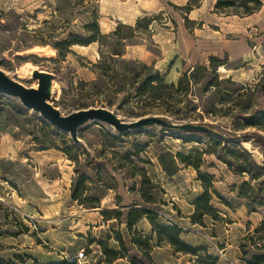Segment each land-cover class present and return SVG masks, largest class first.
I'll list each match as a JSON object with an SVG mask.
<instances>
[{
    "label": "rangeland",
    "instance_id": "rangeland-1",
    "mask_svg": "<svg viewBox=\"0 0 264 264\" xmlns=\"http://www.w3.org/2000/svg\"><path fill=\"white\" fill-rule=\"evenodd\" d=\"M188 2L0 0V70L27 88L38 87L34 70L50 73L49 103L62 115L106 108L122 121L132 122L143 112L124 105L121 95L100 92L92 85L103 68H94L99 61L113 69L122 67L121 60L110 57L121 47L107 37L122 23L135 32L131 37L130 30L122 31L130 37L124 59L155 65L168 83H177L186 72L194 74L195 85L178 105L183 120L157 108L145 117H168L170 123L208 129L202 132L208 144L204 146L185 143L160 126L133 130L116 144L119 155L135 144L147 148L139 156L142 162L132 158L134 164L123 168L120 157L111 155L117 150L103 147L110 139L108 132L115 129L89 122L78 132V144L86 148V155H78L82 166L77 174L75 162L64 153L55 148L42 151L33 141L46 136L48 143L60 146L70 135L18 98L0 95V264H193L197 256L178 253L166 242L133 245L154 235L147 216L128 230L127 219L137 217L143 208L159 225H178L183 241L204 249L198 256L206 253L219 264H256V258L264 256V182L250 181L224 161L205 156L199 171L214 175L218 195L210 190L213 217L205 216L204 225L193 224L194 202L204 193L203 184L198 171L177 160L178 153L194 147H210L230 160L229 153L236 151L233 142L239 141L258 164L264 163V132L243 118L264 111V22H260L264 12L260 9L249 16L233 15V9L217 12L216 0H201L187 13ZM94 17L106 35L103 45H75L65 60L59 59L53 46L70 35L91 34ZM211 57L225 65L215 70ZM213 134L225 139L221 146L211 142ZM87 161L91 164L85 166ZM140 168L158 187L142 186ZM82 173L95 183L87 184L89 200L74 201L73 187ZM98 173L104 185L97 182ZM244 183L249 186L242 197ZM143 189L151 192L153 202L141 198Z\"/></svg>",
    "mask_w": 264,
    "mask_h": 264
},
{
    "label": "trees",
    "instance_id": "trees-1",
    "mask_svg": "<svg viewBox=\"0 0 264 264\" xmlns=\"http://www.w3.org/2000/svg\"><path fill=\"white\" fill-rule=\"evenodd\" d=\"M241 2L239 6H236V2ZM201 0H189L185 10L187 13H191L195 8H197L200 4ZM262 0H216L215 10L221 11L223 9H233V15H242V16H249L257 12L262 7ZM241 10V11H240ZM139 22H137V25ZM91 30V34L89 33L86 37H78L70 35V37L66 40H63L53 46V49L57 52L58 58L61 60H65L68 54L71 53V47L75 45H82V46H90L94 43H100L103 45L102 40L106 38V35H103L101 32L100 24L97 17L92 19V23L89 25ZM130 30L132 32L131 37H133L134 28L124 25L122 23L118 24L116 30L112 32L107 37H112L116 39L117 45L121 47L120 50H114L111 53V58L113 60H121L122 67L120 69H113V66L110 64H103L102 61H99L97 65H94L95 69H98V66H103L100 68L98 75L97 83H93L92 85L97 88L98 91L107 93L109 95H121L123 97V104L129 105L132 107H138L142 109V113L137 117H145L150 115L148 113L151 109L157 108L160 111H164L163 114L166 116H176L178 120L181 116V109L178 107L180 103L183 102L184 97H186L191 90V85H195L194 81V74L193 71H189L184 73L178 80L177 83H168L166 81L165 75H163L160 70L156 69L155 65H149L146 62L140 61L138 59H124L126 55L125 47L128 45V41L130 37L122 35L123 30ZM43 46H47V44H43ZM116 57V58H115ZM210 66L215 70L217 67H221L225 65L218 59L211 57L210 59ZM116 62V61H115ZM201 69H208V67H204ZM81 87L86 88L89 86L88 83H80ZM210 86L211 83H210ZM82 88V91L84 90ZM244 120L249 125L255 126L257 128L262 129L264 132V111L254 113L249 117H244ZM167 122H170L168 117H164ZM104 128H112L107 124L102 123ZM150 127L143 128L141 130H146ZM60 131L59 129H57ZM106 129H103V133H105ZM112 130V131H111ZM165 131H169L174 135H178L179 139L183 140L185 143L191 144H198L199 146L206 145L205 137L202 132H183L178 129H163ZM134 133V131H128L124 133H120L116 130L110 129L108 132L110 139L109 141L103 142L104 149H118L117 143H122L125 137H129ZM67 136V135H66ZM209 136V135H208ZM215 145L221 146L224 143V138L221 136H216L215 134L212 137H209ZM33 141L40 145V150H48L51 148H55L66 155L71 161L75 162L76 164V173L79 174L81 161L80 153L86 155V148L80 144H76L72 141V139L67 136L66 139L64 138L61 142L62 145H53L48 143L46 136L36 137ZM112 141V142H111ZM208 145V144H207ZM234 152H230L229 155L231 157L230 160L226 159L224 155L216 152L210 151L209 149H200L197 147L192 148L188 153H178L177 160L187 166L192 167L196 171L199 172V180L203 184L204 193L199 196L195 202L194 207L195 211L194 214L191 216V221L193 224L204 225V217L211 216L213 217V212L215 211L214 207L211 204L212 197L210 195V190H213L215 194L217 192L213 188V179L214 175L210 174H201L200 168L205 163V156L213 155L218 160L224 161V163L234 171L235 174L240 176H248L250 181H263L264 182V163L258 164L251 154L244 149L240 142H233ZM146 145L135 144L133 149L126 151L125 155L120 156L119 150H113L111 155L115 157H120L121 161L124 164H134V159L137 158L139 162H142L140 159V154L146 150ZM224 151V149H222ZM235 152H237L240 156H236ZM233 154V155H231ZM91 164L87 161L84 165L88 166ZM122 164V165H123ZM140 172L141 177V184L142 186L152 185L151 180L147 176V171L144 168H140L138 170ZM137 174H135L136 176ZM97 182L99 184H105L104 181L101 179V174H97ZM93 183L94 180L82 173L79 175L76 185L73 187L72 191V199L74 201H87L90 198L87 197L88 194V183ZM95 183V182H94ZM154 188L158 187L157 185L153 184ZM107 189H112L109 185ZM249 186V183H244L240 190L241 196L245 197L244 190ZM141 198L145 202H153V198L150 193L144 192V189L140 193ZM218 195V194H217ZM144 216L149 218V221L154 226V234H157V243L160 244L162 242H166L171 245L176 252L183 253V254H190L192 256H197L196 261L193 264H219L218 260L208 254L205 253L203 256H198V254L204 251L203 248L193 247L188 245L185 241L181 239V235L183 230L178 225H159L155 222V219L151 217V211L149 209H141L138 211V216L135 218H128L126 221L127 227L129 231H132L133 226L141 220ZM132 242L133 245L138 246H150L151 238H143L142 241ZM264 263V256L256 258V264H263ZM59 264H69L68 262H63Z\"/></svg>",
    "mask_w": 264,
    "mask_h": 264
},
{
    "label": "water",
    "instance_id": "water-1",
    "mask_svg": "<svg viewBox=\"0 0 264 264\" xmlns=\"http://www.w3.org/2000/svg\"><path fill=\"white\" fill-rule=\"evenodd\" d=\"M33 78L38 81V87L27 88L20 82L11 79L0 70V95H7L18 98L28 109H32L50 124L60 131L70 135L76 144L80 142L78 132L81 127L89 122H100L107 124L120 133L138 130L150 126H160L166 129H179L185 132L201 131L207 132L208 129L194 124L177 125L167 122L160 117H143L132 122L122 121L115 113L106 108H88L79 110L68 116L49 103L51 94L49 91L52 75L48 72L34 70Z\"/></svg>",
    "mask_w": 264,
    "mask_h": 264
},
{
    "label": "crops",
    "instance_id": "crops-1",
    "mask_svg": "<svg viewBox=\"0 0 264 264\" xmlns=\"http://www.w3.org/2000/svg\"><path fill=\"white\" fill-rule=\"evenodd\" d=\"M262 12H264V2H263V6H262V8H261V10H260L259 13H262ZM250 17H252V16H250ZM260 22H264V19H261ZM247 28L250 29V28H251V25L247 26ZM222 31H223V29H222ZM234 58H235V57H234ZM163 75H164V74H163ZM150 238H151V243L153 244V246H154V245H157V242L154 241V239H156L155 234L153 235V237H150ZM158 246H159V245H158ZM157 248H158V247H157ZM155 249H156V248H155Z\"/></svg>",
    "mask_w": 264,
    "mask_h": 264
},
{
    "label": "bare ground",
    "instance_id": "bare-ground-1",
    "mask_svg": "<svg viewBox=\"0 0 264 264\" xmlns=\"http://www.w3.org/2000/svg\"><path fill=\"white\" fill-rule=\"evenodd\" d=\"M43 50V49H42ZM51 50V49H50ZM51 53L53 54V53H55V51L54 50H51ZM34 89H36L37 88V86H35V87H33ZM50 92L52 93V88L50 89Z\"/></svg>",
    "mask_w": 264,
    "mask_h": 264
},
{
    "label": "built area",
    "instance_id": "built-area-1",
    "mask_svg": "<svg viewBox=\"0 0 264 264\" xmlns=\"http://www.w3.org/2000/svg\"><path fill=\"white\" fill-rule=\"evenodd\" d=\"M82 254H84V251H82Z\"/></svg>",
    "mask_w": 264,
    "mask_h": 264
}]
</instances>
